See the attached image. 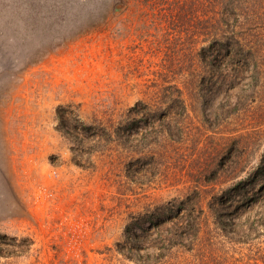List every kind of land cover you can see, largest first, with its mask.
<instances>
[{"label": "rangeland", "instance_id": "374dc122", "mask_svg": "<svg viewBox=\"0 0 264 264\" xmlns=\"http://www.w3.org/2000/svg\"><path fill=\"white\" fill-rule=\"evenodd\" d=\"M206 5L0 0V264H264V77Z\"/></svg>", "mask_w": 264, "mask_h": 264}, {"label": "trees", "instance_id": "16d2710c", "mask_svg": "<svg viewBox=\"0 0 264 264\" xmlns=\"http://www.w3.org/2000/svg\"><path fill=\"white\" fill-rule=\"evenodd\" d=\"M227 10L235 15L236 24L231 25L224 18ZM204 11L203 30L210 41L203 47L205 53L217 41L230 53L227 63L239 67L255 63L252 79L259 82L264 77V65L260 66L264 64V0H207Z\"/></svg>", "mask_w": 264, "mask_h": 264}]
</instances>
